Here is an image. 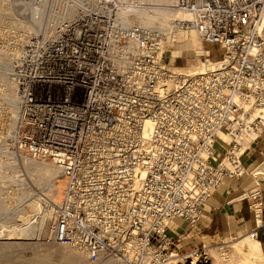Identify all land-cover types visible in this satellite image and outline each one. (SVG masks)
Returning a JSON list of instances; mask_svg holds the SVG:
<instances>
[{
  "label": "built area",
  "instance_id": "built-area-1",
  "mask_svg": "<svg viewBox=\"0 0 264 264\" xmlns=\"http://www.w3.org/2000/svg\"><path fill=\"white\" fill-rule=\"evenodd\" d=\"M52 12L15 78L21 145L64 182L52 240L92 263L167 264L182 238L170 223L196 227L226 178L253 181L241 199L262 225L264 0H63ZM192 33L201 70L168 56L169 38Z\"/></svg>",
  "mask_w": 264,
  "mask_h": 264
},
{
  "label": "rangeland",
  "instance_id": "rangeland-1",
  "mask_svg": "<svg viewBox=\"0 0 264 264\" xmlns=\"http://www.w3.org/2000/svg\"><path fill=\"white\" fill-rule=\"evenodd\" d=\"M58 1L63 0H0V264H123L111 257L92 263L75 247L52 240L50 209L52 201L62 198L61 172L52 161L33 156L21 145L17 67L39 34L38 19L44 18L43 25L50 27ZM145 22L165 26L167 17L158 14ZM40 33L48 35L50 29ZM172 40L168 56L175 67L203 62L196 51L205 45L193 33L183 43ZM256 240L250 232L210 245L186 244L167 264H264ZM197 249L199 253L192 255Z\"/></svg>",
  "mask_w": 264,
  "mask_h": 264
},
{
  "label": "crops",
  "instance_id": "crops-1",
  "mask_svg": "<svg viewBox=\"0 0 264 264\" xmlns=\"http://www.w3.org/2000/svg\"><path fill=\"white\" fill-rule=\"evenodd\" d=\"M259 161L260 157L257 151H250L244 157L248 171ZM253 187L254 183L248 177L226 178L224 184L204 204L203 217L199 224L196 227H191L182 219H174L169 225V235L173 237L182 235L179 245L181 247L186 244L198 246L201 243L210 245L257 229L259 241H256L264 256V218L262 225L259 226L260 223L255 221L249 208L250 202L241 199V195Z\"/></svg>",
  "mask_w": 264,
  "mask_h": 264
},
{
  "label": "bare ground",
  "instance_id": "bare-ground-1",
  "mask_svg": "<svg viewBox=\"0 0 264 264\" xmlns=\"http://www.w3.org/2000/svg\"><path fill=\"white\" fill-rule=\"evenodd\" d=\"M159 15H161V17L164 16V14H159ZM141 16H142L143 18H146L145 21L149 20L148 15H146V14H141ZM165 17H166V16H165ZM202 61H203V62L198 63V65L193 66L192 69L194 70V69L197 68V69H200V70H201L202 67H203V66H206V64H207V63L204 62V60H202ZM192 69H190V70H192ZM188 70H189V69H188ZM16 99H17V98H16ZM223 138L226 140V138H225L224 136H223ZM190 257H191V256H190ZM182 259H183V257H182ZM203 261H204V260H203ZM203 261H202V262H203ZM209 261H210V260H209ZM184 262H185V260H184ZM202 262H201V263H202ZM206 262H207V261H206ZM210 263H211V261H210ZM181 264H182V263H181ZM194 264H195V263H194ZM197 264H198V263H197ZM208 264H209V263H208Z\"/></svg>",
  "mask_w": 264,
  "mask_h": 264
}]
</instances>
